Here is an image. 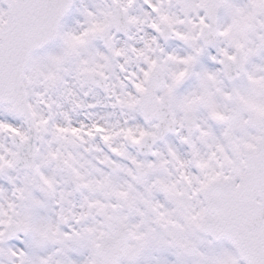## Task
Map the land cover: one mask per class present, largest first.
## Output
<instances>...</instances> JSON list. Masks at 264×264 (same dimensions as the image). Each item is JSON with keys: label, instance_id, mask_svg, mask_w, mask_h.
Returning <instances> with one entry per match:
<instances>
[{"label": "snow or ice", "instance_id": "6c2138e0", "mask_svg": "<svg viewBox=\"0 0 264 264\" xmlns=\"http://www.w3.org/2000/svg\"><path fill=\"white\" fill-rule=\"evenodd\" d=\"M0 264H264V0H0Z\"/></svg>", "mask_w": 264, "mask_h": 264}]
</instances>
